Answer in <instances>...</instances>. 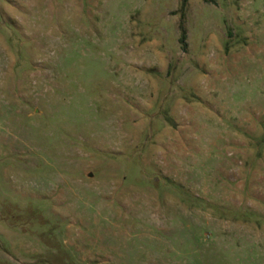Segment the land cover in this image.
<instances>
[{
	"label": "rangeland",
	"instance_id": "rangeland-1",
	"mask_svg": "<svg viewBox=\"0 0 264 264\" xmlns=\"http://www.w3.org/2000/svg\"><path fill=\"white\" fill-rule=\"evenodd\" d=\"M0 264H264V0H0Z\"/></svg>",
	"mask_w": 264,
	"mask_h": 264
},
{
	"label": "trees",
	"instance_id": "trees-1",
	"mask_svg": "<svg viewBox=\"0 0 264 264\" xmlns=\"http://www.w3.org/2000/svg\"><path fill=\"white\" fill-rule=\"evenodd\" d=\"M187 2V0H183V5Z\"/></svg>",
	"mask_w": 264,
	"mask_h": 264
},
{
	"label": "water",
	"instance_id": "water-1",
	"mask_svg": "<svg viewBox=\"0 0 264 264\" xmlns=\"http://www.w3.org/2000/svg\"><path fill=\"white\" fill-rule=\"evenodd\" d=\"M90 176H92V174H90Z\"/></svg>",
	"mask_w": 264,
	"mask_h": 264
}]
</instances>
